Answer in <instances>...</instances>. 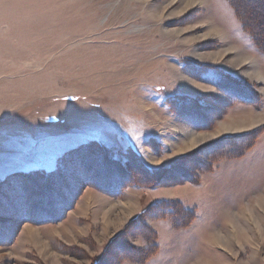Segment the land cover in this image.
<instances>
[{
    "label": "rangeland",
    "instance_id": "rangeland-1",
    "mask_svg": "<svg viewBox=\"0 0 264 264\" xmlns=\"http://www.w3.org/2000/svg\"><path fill=\"white\" fill-rule=\"evenodd\" d=\"M232 1L0 0V264H264V121L189 150L180 131L264 120V40ZM93 141L119 164L134 149L156 186L88 183L66 156Z\"/></svg>",
    "mask_w": 264,
    "mask_h": 264
},
{
    "label": "trees",
    "instance_id": "trees-1",
    "mask_svg": "<svg viewBox=\"0 0 264 264\" xmlns=\"http://www.w3.org/2000/svg\"><path fill=\"white\" fill-rule=\"evenodd\" d=\"M234 10L237 12L244 28L250 32L255 42H263L264 40V0H233L231 2ZM126 164H119L116 159L110 156L109 149L100 143L93 141L82 144L68 152L66 157H73L71 161L74 166H79V173L82 169L101 177L96 180H85L92 185L109 184L114 189L122 188L131 184L148 186H156L158 178L150 171L148 167L138 161V155L134 149H129L126 152ZM172 172V170H171ZM170 174V172H168ZM40 175V177H39ZM57 173L51 172L48 175L34 172L28 177V187L34 191V195L46 194L48 189L53 187V176ZM168 176V175H167ZM40 180H36L39 179ZM158 186V185H157ZM43 200V199H41ZM46 201V200H45Z\"/></svg>",
    "mask_w": 264,
    "mask_h": 264
},
{
    "label": "bare ground",
    "instance_id": "bare-ground-1",
    "mask_svg": "<svg viewBox=\"0 0 264 264\" xmlns=\"http://www.w3.org/2000/svg\"><path fill=\"white\" fill-rule=\"evenodd\" d=\"M140 1L147 2V1H150V0H140ZM182 3H184V6L182 5L183 8L181 7L182 10L180 12H182L184 9L186 10V8H189V7L192 8L194 6H203L204 9H208V0H182ZM148 12H149V10H148ZM156 15H157V18L156 19H158V18L160 19V13L159 12L153 13L152 17L155 18ZM172 15H174V14H172ZM161 16H162V12H161ZM209 30H210V33H212V35L217 36L220 40H223V42L225 44L229 45V48L227 50L232 51L233 53H236V55L238 56V60L240 61L239 63L248 62V63L251 64L253 62L254 59H252L251 56H247L246 54H244V52L242 53L239 50V48H237L236 46L230 45L228 42H226L227 41L226 40V38H227L226 31L224 29H222L221 27H219L212 20L209 22ZM174 33L177 34L178 32H174ZM192 54H193V56L196 59H201V60H205L206 59L208 61L211 60L212 63H215V64L222 63V58L224 56V52L223 53L221 52V53H217V54H212V55H209L208 57H204V56L198 55L194 51H193V53H191V55ZM181 76L182 75H180V78H181ZM255 78L258 79L259 81H264L263 73L261 71H259V70L257 72H255ZM180 80L184 84H186L187 85V88L190 91H192V92H207V91H210L211 90L210 88H205L204 86H201V85H199V84H197V83H195V82H193V81H191V80H189L187 78H184V77H182ZM262 92L264 94V89H262ZM263 121L264 120H263L262 115L261 116L260 115H257L252 120H248V119L247 120H243L239 124H231V123H228V122L227 123L226 122H223V123H220L219 124L217 131L212 132L210 134H203L201 132L198 133V132L193 131L192 129L181 128L180 131L182 133H184V135H185L184 137L187 138L185 145H183V148H184L183 150H185V149L186 150L192 149L195 146H197L198 143L204 141L206 138H208V139L209 138H214V137L219 136L222 133L223 134H225V133H237V132L242 133L241 131H246L247 132V130H251L252 128H254L257 125H259L260 123H262ZM255 201H256V204H258L260 206L262 203H264V198L256 199ZM135 206L132 205V204H124V205L121 206L122 207V214L124 215L125 218H127L128 215H131L134 212ZM249 208L250 207L248 205L246 207L247 212L250 214V216H252L251 213H250L251 212V209H249ZM236 216L234 214L233 217L236 219L237 218ZM231 224H233L235 231H240L241 230L240 228H235L234 223L231 222ZM241 232H243V230H241ZM212 240L219 242L220 245H223L226 248H229V243L226 244V241L227 240L225 241V238L222 237L219 233H216L213 236ZM234 240H235V238H234Z\"/></svg>",
    "mask_w": 264,
    "mask_h": 264
}]
</instances>
